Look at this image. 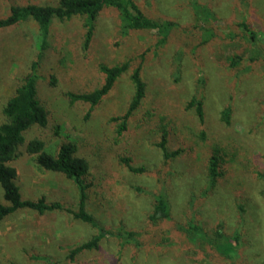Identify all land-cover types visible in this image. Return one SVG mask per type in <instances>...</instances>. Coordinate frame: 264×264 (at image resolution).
Here are the masks:
<instances>
[{
	"label": "rangeland",
	"instance_id": "obj_1",
	"mask_svg": "<svg viewBox=\"0 0 264 264\" xmlns=\"http://www.w3.org/2000/svg\"><path fill=\"white\" fill-rule=\"evenodd\" d=\"M133 1L145 16L172 23L164 41L154 30L123 34L111 7L98 14L86 48L81 18L50 22L36 81L48 124L24 134L26 142L42 140L50 154L62 142L76 144L92 182L85 210L103 237L96 248L69 258L97 228L65 211L19 209L0 221V264H264V0H198L211 12L206 18L187 0ZM55 3L0 0V18L12 5ZM38 36L31 20L0 29V124L1 106L35 58ZM234 54L241 61L231 67ZM123 62L127 71L85 118L89 106L70 103L67 93L97 88L104 78L99 66ZM137 67L145 97L117 136L109 119L127 109ZM192 98L202 102V122L187 108ZM226 108L228 123L222 120ZM163 131L167 151L180 150L173 158L157 147ZM214 149L221 174L210 186L207 158ZM123 158L143 171H128ZM10 165L22 199L44 197L76 208L73 182L39 169L24 145ZM158 193L168 201L169 219L154 223L148 216ZM189 222L208 234L221 224L227 240L239 234V245L230 258L210 245H193L175 228ZM123 229L134 232L135 241Z\"/></svg>",
	"mask_w": 264,
	"mask_h": 264
},
{
	"label": "trees",
	"instance_id": "obj_2",
	"mask_svg": "<svg viewBox=\"0 0 264 264\" xmlns=\"http://www.w3.org/2000/svg\"><path fill=\"white\" fill-rule=\"evenodd\" d=\"M197 17L206 18L211 15L209 9L199 4L198 0H187ZM105 7H111L118 11L120 28L123 34L137 30H154L161 35L164 41L172 27L168 21H158L145 16L133 0H56L53 5H12L9 14L0 18V29L14 26L20 22L31 20L38 28V41L36 42L37 53L35 58L30 61L28 68L19 79V83L14 88L13 94L7 98L1 106V114L4 121L0 124V190L4 203L0 201V221L19 209H28L37 214L50 211H65L74 219L90 224L98 229V233L90 239L76 245L69 251V258L83 250H91L97 247L98 241L103 237L104 232L93 217L86 212L85 205L87 191L92 185L90 180L89 165L87 161L77 155L75 143L62 142L52 154L45 151L44 142L35 137L26 142L24 134L32 127L45 128L48 124V114L37 98L36 81L41 76L39 67L46 46L48 28L53 19L58 21L69 20L72 17L82 19L83 47L86 48L92 38L95 21L100 11ZM254 36L252 35L251 38ZM230 66H236L241 61V55L234 54L229 58ZM128 69V62L118 65L106 66L101 64L99 71L103 74V82L97 88L83 93L68 92L67 97L70 103L83 102L89 106L85 118H88L93 107L110 91L114 82ZM130 81L133 93L128 103L127 109L123 114L110 117L109 121L114 124L115 133L120 136L127 129V121L132 113L141 105L145 97V83L143 82L139 68H134L130 74ZM195 111L199 121L202 122L203 110L200 99L192 98L187 103V108ZM229 108L222 112V120L228 123ZM57 136V131H54ZM166 132H162L161 140L157 144L165 159L173 158L180 153V150L168 152L165 147ZM24 145L25 152L32 157L35 165L41 170L59 172L67 179L71 180L78 191V201L75 209L64 207L59 202H48L44 197L35 201L24 200L21 198L19 187L16 184V170L10 165L20 155V148ZM122 163L128 171L137 173L143 171L142 168H135L129 164L127 158H123ZM219 152L212 150L207 158L206 177L208 184L213 186L220 176ZM150 221L156 223L161 220L169 219V204L163 193L154 195V204ZM182 232L188 242L193 245L198 243L210 245L218 249L226 257L239 245V234L234 233L227 240L222 232L221 224L213 228L210 234L194 222L187 225L175 226ZM130 240L135 241V233L122 230ZM14 264V263H9Z\"/></svg>",
	"mask_w": 264,
	"mask_h": 264
}]
</instances>
